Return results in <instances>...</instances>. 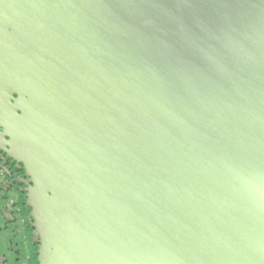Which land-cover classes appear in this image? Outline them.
<instances>
[{"label": "water", "instance_id": "1", "mask_svg": "<svg viewBox=\"0 0 264 264\" xmlns=\"http://www.w3.org/2000/svg\"><path fill=\"white\" fill-rule=\"evenodd\" d=\"M1 99L41 264H264V0H0Z\"/></svg>", "mask_w": 264, "mask_h": 264}, {"label": "flooded vegetation", "instance_id": "2", "mask_svg": "<svg viewBox=\"0 0 264 264\" xmlns=\"http://www.w3.org/2000/svg\"><path fill=\"white\" fill-rule=\"evenodd\" d=\"M0 100V264H41L43 240L32 207L35 180L5 128ZM5 102V101H4Z\"/></svg>", "mask_w": 264, "mask_h": 264}]
</instances>
